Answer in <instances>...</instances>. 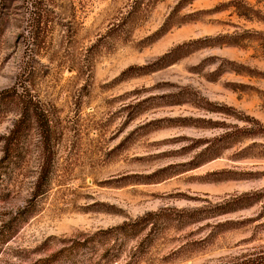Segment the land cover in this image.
I'll return each mask as SVG.
<instances>
[{
	"label": "rangeland",
	"instance_id": "1",
	"mask_svg": "<svg viewBox=\"0 0 264 264\" xmlns=\"http://www.w3.org/2000/svg\"><path fill=\"white\" fill-rule=\"evenodd\" d=\"M51 1L41 45L28 44L22 8L0 20V90L31 88L55 141L41 196L34 128L0 176V264L64 247L55 264H264V194L199 221L104 234L264 190V136L204 149L231 126L264 125V0ZM17 111L0 107V136Z\"/></svg>",
	"mask_w": 264,
	"mask_h": 264
},
{
	"label": "trees",
	"instance_id": "2",
	"mask_svg": "<svg viewBox=\"0 0 264 264\" xmlns=\"http://www.w3.org/2000/svg\"><path fill=\"white\" fill-rule=\"evenodd\" d=\"M22 8L24 15L22 21L25 23L26 40L29 45H41L45 42V38L50 28L53 19L51 13L53 12V3L51 0H0V20L4 14H10L12 9ZM35 52V53H34ZM29 54V58H34L38 51ZM33 71L22 70L21 75L24 77L23 81L31 80ZM14 85L12 88L0 90V107L14 101L17 105V116L14 120L10 130L7 134L0 136V176L2 174H9L14 166H19L23 160V143L29 131L34 128L39 138L40 146V165L36 179L33 183L32 198H37L44 194L54 157V131L51 125L49 116L43 107L40 100L31 92V88L23 85ZM264 136V125L254 119L246 121L243 127L231 126L227 130H223L211 140L206 141L205 152L218 151L221 142L226 140H237L239 138H247L254 136ZM264 190L252 193H242L238 196L230 197L216 205L205 206L195 209H173L162 210L158 212H147L143 216L134 221L124 222L119 226L104 231L118 232L126 236H136L146 227L150 226L155 229L161 222L162 218L183 221H199L209 216H214L218 212L226 213L233 210L232 207L238 206L243 202L249 200H257L262 197ZM33 203L26 208H31ZM27 209H25L26 211ZM23 211L20 215L24 214ZM152 229V228H150ZM6 230V229H4ZM101 234V233H100ZM99 234V235H100ZM103 234V233H102ZM89 240L75 241L76 245H85ZM70 247L62 248L57 252L37 259L32 264H55L61 261ZM70 254H67V256Z\"/></svg>",
	"mask_w": 264,
	"mask_h": 264
}]
</instances>
